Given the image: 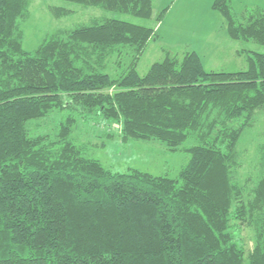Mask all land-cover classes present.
Returning <instances> with one entry per match:
<instances>
[{
  "label": "trees",
  "instance_id": "16d2710c",
  "mask_svg": "<svg viewBox=\"0 0 264 264\" xmlns=\"http://www.w3.org/2000/svg\"><path fill=\"white\" fill-rule=\"evenodd\" d=\"M69 1L151 18L155 0ZM234 2L212 3L228 35L264 45V7L238 13ZM168 9L157 25L94 19L30 51V0H0V264H264V142L258 176L237 175L240 137L264 109V52L244 49L246 67L214 70L195 50L163 46L140 73ZM67 101L100 114L109 134L117 125L123 142L157 140L190 158L175 177L114 171L84 155L73 115L55 138L29 133V120ZM240 224L253 231L249 250Z\"/></svg>",
  "mask_w": 264,
  "mask_h": 264
},
{
  "label": "rangeland",
  "instance_id": "374dc122",
  "mask_svg": "<svg viewBox=\"0 0 264 264\" xmlns=\"http://www.w3.org/2000/svg\"><path fill=\"white\" fill-rule=\"evenodd\" d=\"M205 1L155 0L153 16L143 18L69 0H30L29 15L21 21L24 47L33 51L52 33L88 24L94 19L120 18L157 25V15L168 6V12L159 24L160 38L150 42L138 64L140 73H146L154 61L165 57L163 46L178 52L196 50L204 66L214 70L246 67L244 49L264 52L263 44L230 37L223 15L210 8L211 1L207 5ZM247 4H259L264 7V0H235L234 8L240 13ZM63 9H68L70 13H56ZM211 27L213 30L208 35ZM128 62L129 59L125 58L120 67L114 65L109 72L117 74L127 67ZM70 115L76 118L72 137L82 147L84 155L99 159L114 171H127L130 167H137L156 175L175 177L190 158L186 150L168 149L157 140L123 142L119 137L117 125L113 126L114 130H108L114 132L109 134L103 129L105 119L100 114L80 110L69 104L64 108L52 110L46 116L29 120L27 124L29 133L33 136L43 134L55 138L61 123ZM237 123H240V120ZM262 142H264V109L257 112L253 125L246 127L240 137L238 152L241 165L237 173L240 181L247 177L250 180L255 179L260 173L257 162L259 145ZM186 143L190 145L195 143V140L190 137ZM237 234L241 244L247 250L251 249L254 242L253 231L248 226L240 224Z\"/></svg>",
  "mask_w": 264,
  "mask_h": 264
},
{
  "label": "crops",
  "instance_id": "0c3cea01",
  "mask_svg": "<svg viewBox=\"0 0 264 264\" xmlns=\"http://www.w3.org/2000/svg\"><path fill=\"white\" fill-rule=\"evenodd\" d=\"M185 1H187V0H185ZM209 1H211V6H210V8L211 9H213L212 8V3H213V0H206L205 2H206V5L208 4V2ZM162 23V22H161ZM164 25V24H163ZM164 27V26H163ZM214 27V26H213ZM213 27H211L210 29H209V31H208V35L212 32V30H213ZM164 29V28H163ZM179 34H180V32H179ZM196 51V50H195Z\"/></svg>",
  "mask_w": 264,
  "mask_h": 264
}]
</instances>
